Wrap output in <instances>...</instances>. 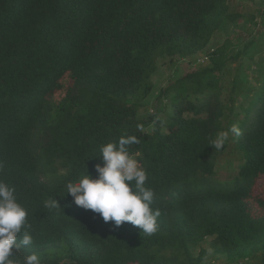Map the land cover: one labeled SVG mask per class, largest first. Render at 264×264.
I'll return each instance as SVG.
<instances>
[{"label":"trees","instance_id":"16d2710c","mask_svg":"<svg viewBox=\"0 0 264 264\" xmlns=\"http://www.w3.org/2000/svg\"><path fill=\"white\" fill-rule=\"evenodd\" d=\"M228 9L227 0H0V179L28 209L34 240L21 255L36 252L41 264H202L210 239L229 264H264V79L240 101V68L222 85L252 44L233 54L225 42L207 54L209 66L163 90L173 94L165 132L158 117L136 116L158 58L202 52L234 19ZM232 125L241 134L211 147ZM121 137L138 141L129 151L161 210L151 236L105 222L66 192L86 167L96 178L101 146ZM226 150L236 173L219 181L215 162ZM56 164L67 172L45 180ZM49 198L60 208H46Z\"/></svg>","mask_w":264,"mask_h":264},{"label":"clouds","instance_id":"9594fccd","mask_svg":"<svg viewBox=\"0 0 264 264\" xmlns=\"http://www.w3.org/2000/svg\"><path fill=\"white\" fill-rule=\"evenodd\" d=\"M230 133L241 134L232 125L211 141V147L221 150ZM137 142L135 137H121L118 142L102 145V165L95 166L97 177L93 178L85 166L86 172L69 181L65 188L77 206L100 214L105 222L114 221L117 227L128 222L151 236L158 230L161 210L153 208L155 194L146 186L148 174L129 151V146ZM44 206L60 208L54 198L46 200ZM27 217L28 209L20 203L16 186L0 179V264H41L36 252L21 255L22 249L34 240Z\"/></svg>","mask_w":264,"mask_h":264},{"label":"rangeland","instance_id":"374dc122","mask_svg":"<svg viewBox=\"0 0 264 264\" xmlns=\"http://www.w3.org/2000/svg\"><path fill=\"white\" fill-rule=\"evenodd\" d=\"M228 12L235 16L233 20H225L221 27L212 35L207 47L199 54L188 57L161 56L157 60L154 73L150 77L152 90L148 97L141 103L137 111V119L146 121L150 117H158L162 132L166 131L167 116L170 113L169 103L172 93L165 95L163 90L170 84H173L179 78L188 73L197 71L202 67L209 66L208 53L223 45L225 42L231 44L233 54L240 52L247 44H252L249 48L248 56H242L236 62L228 65L229 74L223 78L224 87L230 86L232 76L236 69L240 68L242 72V81L245 83L244 94L237 98V101L244 99L256 89L264 79V0H227ZM78 94L76 101L82 102ZM130 100H128V103ZM237 107V104H236ZM157 119V118H156ZM154 119V121L156 120ZM152 125L144 129V132L151 133ZM227 150L222 153L215 162V178L219 181H228L236 173V161L227 157ZM55 174L49 175L46 179L54 180L63 176L67 169L56 164L54 166ZM210 239L202 243V247L207 253L202 264H229L224 256L212 253L210 248ZM236 264H249L247 260L238 261Z\"/></svg>","mask_w":264,"mask_h":264}]
</instances>
